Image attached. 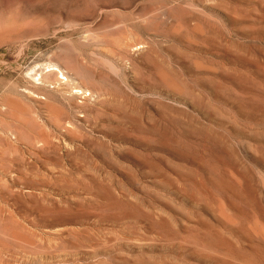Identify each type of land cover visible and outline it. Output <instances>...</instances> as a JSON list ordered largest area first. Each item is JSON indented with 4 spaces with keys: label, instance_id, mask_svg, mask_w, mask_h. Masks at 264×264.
<instances>
[{
    "label": "rangeland",
    "instance_id": "1",
    "mask_svg": "<svg viewBox=\"0 0 264 264\" xmlns=\"http://www.w3.org/2000/svg\"><path fill=\"white\" fill-rule=\"evenodd\" d=\"M0 24V264H264V0H0Z\"/></svg>",
    "mask_w": 264,
    "mask_h": 264
},
{
    "label": "bare ground",
    "instance_id": "2",
    "mask_svg": "<svg viewBox=\"0 0 264 264\" xmlns=\"http://www.w3.org/2000/svg\"><path fill=\"white\" fill-rule=\"evenodd\" d=\"M24 10V9H23ZM2 23V22H1ZM11 23V22H10ZM2 24H4V22L2 23ZM2 24H0V26L2 25ZM3 27V26H2ZM9 27H12L11 25H9ZM9 27H8V29H9ZM1 28V27H0ZM7 28V27H6ZM13 28V27H12ZM10 31H12V29L10 30ZM3 32H4V30H3ZM2 32V33H3ZM13 32V31H12ZM0 33H1V31H0ZM9 35V34H8ZM5 36V35H4ZM6 37V36H5ZM0 38H2V37H0ZM2 41V40H1ZM0 41V42H1ZM3 42H4V40H3ZM2 46V45H1ZM0 46V47H1ZM130 49V48H129ZM51 62V61H50ZM46 64V63H45ZM40 67H41V65H40ZM33 68H35L36 69V67H33ZM33 68H31V69H33ZM42 68V67H41ZM40 68V69H41ZM43 68H45V66L43 67ZM47 70L46 71H44V69L42 70V71H39V73H37V72H35L34 70V74L31 76L33 79L35 78L36 79V77L35 76H37L38 75V79H37V82H40V84L41 85H44L45 84V86L47 85L46 83H47V77H48V75H55V76H57V77H59L58 79H62V81H64V80H66V78H67V76H65L64 78H63V74H67V73H65L63 70H62V68H61V66H60V64L58 63V62H56V63H52L51 62V64L50 65H48L47 67ZM45 68V69H46ZM66 69V68H65ZM28 71H30V69L28 70ZM64 72V73H63ZM31 74H32V72H30ZM70 78V77H69ZM71 79V78H70ZM69 79V80H70ZM69 80H67V81H69ZM61 81V82H62ZM32 82H33V80H32ZM34 82H36L35 80H34ZM34 82H33V84H34ZM58 82H60V81H58ZM56 83V84H59V83ZM60 82V83H61ZM49 83V82H48ZM55 84V85H56ZM62 84H63V82H62ZM36 85H38L37 83H36ZM51 85V84H50ZM53 85V84H52ZM45 86H42V87H45ZM48 86V85H47ZM41 87V88H42ZM48 88V87H47ZM76 88H77V86H76ZM80 88V87H79ZM78 88V89H79ZM39 89V88H38ZM30 90H31V88H30ZM80 90L82 91L83 89H81L80 88ZM81 91H79V90H77V93L79 94V92L81 93ZM30 92V91H29ZM33 91H31V93H32ZM83 92V91H82ZM87 91H84V93H86ZM76 94V93H75ZM29 95V94H28ZM33 95V94H32ZM31 94H30V96H32ZM80 95V94H79ZM81 96H83V95H81ZM89 96V95H88ZM86 97V96H85Z\"/></svg>",
    "mask_w": 264,
    "mask_h": 264
}]
</instances>
